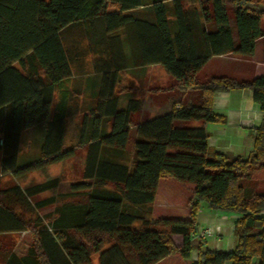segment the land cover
Listing matches in <instances>:
<instances>
[{
  "label": "trees",
  "instance_id": "16d2710c",
  "mask_svg": "<svg viewBox=\"0 0 264 264\" xmlns=\"http://www.w3.org/2000/svg\"><path fill=\"white\" fill-rule=\"evenodd\" d=\"M144 0H0V170L21 176L73 156L63 151L64 106L51 115L55 91L72 76V59L61 33L83 27L94 67L102 81L92 121L85 120L81 144H89L81 180L68 183L69 192H91L86 203L65 207L48 226L42 219H26L54 198L28 201L59 188L51 179L26 190L14 186L0 192V234L30 232L33 244L23 257L11 254L5 264H158L178 256L189 264H264V194L248 199L243 181H264V118L252 127L253 148L246 158L211 151L207 124H226L213 111L218 93L249 90L264 113V77L239 82L214 77L200 82L196 75L209 60L232 54L253 57L258 40L264 41V0H152L155 23L126 13ZM229 8L237 40L229 24ZM172 18V21H171ZM212 26V28H210ZM160 65L177 83L179 92H197L200 103L174 107L170 112L136 125L135 164L102 161L103 147L125 149L132 116L140 103L130 99L120 107L116 92L119 73L129 67ZM110 120V132L104 130ZM200 122L201 126H176ZM46 126L39 160L19 167L23 130ZM88 127V130H87ZM161 180L194 185L186 220L149 219L127 212L150 207ZM112 184L113 192L96 187ZM94 190V191H93ZM205 206L217 214H234L235 247L228 251L204 249L192 241L197 216ZM65 211V212H64ZM50 230V231H49ZM94 236L91 243L79 237ZM182 238L178 246L174 237ZM105 238L111 246L103 249Z\"/></svg>",
  "mask_w": 264,
  "mask_h": 264
},
{
  "label": "crops",
  "instance_id": "0c3cea01",
  "mask_svg": "<svg viewBox=\"0 0 264 264\" xmlns=\"http://www.w3.org/2000/svg\"><path fill=\"white\" fill-rule=\"evenodd\" d=\"M151 3L152 0H148L147 2L144 0L143 6L131 10L126 14L132 16L134 19L147 21L151 24H154L155 17L152 12ZM147 9L149 11H147ZM145 10L149 13L148 17H145ZM229 24L232 29L233 37L235 40H237V32L235 31L236 27L234 19H229ZM61 40L68 52V55L72 59V76L60 83L57 87L51 106V115L54 113V110L57 106H64L65 135L63 139L62 150H66L64 146L66 136V119H68V117L70 116L82 117L85 122L87 118L90 120L92 117L97 116L94 110L97 104V95L100 90L103 74L101 72H97L94 67V60L96 56L93 55L92 52H90L89 41L87 39V35L83 27L75 26L64 30L61 33ZM258 45L261 49L260 56L259 59L254 62L253 60L254 58H256ZM246 59H250V61H247ZM248 63L255 65H261L262 63H264V41H257L256 51L253 57H241L228 54L211 58L209 62L205 65V67L196 75V78L201 72H203V70L211 69L212 72L209 76H203L206 79L205 81L214 77H227L236 80V78L239 77L242 68L245 67V64ZM164 80L170 79L162 68V66L160 65H151L146 67H129L126 70L121 71L118 76L117 86L123 84V90L126 89V86L128 84L131 86H136L138 89V95L136 97L132 96V91H128V93L124 94L123 96L119 95L120 107L123 108L126 102L130 99L139 101V110L135 115H140L139 123H141L143 121L166 114L170 112L174 107L182 106L183 104H181L180 96H182L184 99L182 103H186V105L188 106L200 103V95L197 92H179L176 89V81H170L169 88H165L167 89V91L164 92L162 95V90H160V87L161 83ZM122 102H125V104L122 105ZM213 111L219 115L225 116L226 124L205 125V129L209 134L210 150L219 153H230L237 157H247L252 151L250 149L251 145L253 148L254 142V140L250 138V135L252 133L250 129L252 127L259 126L262 121V118H264V113L261 112L259 106L254 102L253 93L249 90H235L229 93H218L214 96ZM89 120H86L88 124H90ZM201 125L202 123L200 122H192V126ZM26 132H30L31 137L29 139V142L25 145V148L23 149V138ZM45 132L46 126L44 124L23 130L20 138V150L18 158L19 167L33 165L39 160L41 147L44 143ZM79 132L80 133L78 137H76V140L78 139L77 144L82 145V147H87L89 145L88 143L81 144L83 125L81 126ZM22 149L24 150V152L22 151ZM1 158L2 153H0V161ZM48 168L49 166L43 169L47 170ZM51 179L57 178H47L41 183H44ZM162 181L166 180H161L159 182L156 198L160 193ZM38 184H33L24 188L20 187V185L16 186H18L23 191ZM193 191L194 189L192 190V192ZM162 192L164 194L166 193V191ZM42 193H39L35 196H38ZM77 194H87V191L58 193L59 199H61L60 201H57L56 197H49V199L54 198L53 202L41 207L40 209L55 206V204L58 203V206L54 207L55 209L53 213L55 214V219H57L61 214V210H64L66 206L73 207L78 204H82L81 202H76L75 200H73L75 199ZM35 196L28 198V201L32 206L37 202L45 201L40 200L33 203L31 199ZM215 218H217V220H215ZM229 219L231 218L227 217L224 214L211 213L209 211H203L202 209L200 210L196 220L197 226L202 225L204 227L213 226L220 228V232L214 240L209 241L206 244L203 243L204 249L225 251L228 249L231 250L235 247L236 241L233 237V230L232 239H230L228 233L226 232V227L230 224ZM232 221V227H234L235 219H232ZM48 229H50V226H48ZM225 237L228 239H226ZM30 246V244L27 246L29 247L28 251L30 249ZM229 246L231 247L227 248ZM169 258L170 257L162 260L158 264H163L167 262ZM196 258L197 255L196 257H194V259L191 258L189 263L193 260H196Z\"/></svg>",
  "mask_w": 264,
  "mask_h": 264
},
{
  "label": "rangeland",
  "instance_id": "374dc122",
  "mask_svg": "<svg viewBox=\"0 0 264 264\" xmlns=\"http://www.w3.org/2000/svg\"><path fill=\"white\" fill-rule=\"evenodd\" d=\"M146 2L148 0H145ZM146 11V10H145ZM147 11H149L147 9ZM145 12V17H148L149 13ZM229 18L233 19L232 10L229 8ZM262 29H264V20H262L261 24ZM212 28V26H210ZM235 30V29H234ZM236 31V30H235ZM260 46L257 47V53L256 58H254V62L259 59L260 56ZM247 61H250V59H246ZM212 72L211 69H205L203 72H201L197 76V80L200 82H204L206 79L203 77L205 75H210ZM170 80H164L161 83L160 90H162L161 94L163 95L164 92L167 91L165 88H169L170 81H175L171 76L167 75ZM264 77V63L261 65H255V64H245V67L242 68L240 71L239 77L236 78L237 81H251L257 77ZM127 84V83H125ZM124 84V85H125ZM123 84H120V86H117L116 92L123 96L124 94H127L128 91H132V96L136 97L138 95V89L136 86L127 85L126 89H122ZM197 96V94H196ZM195 96V97H196ZM56 98V97H55ZM181 98V104L183 106H186V103L183 102V97ZM122 105L125 104V102L121 103ZM140 115L136 116L135 114L132 116V125L130 128V137H129V143L126 146L125 149H113V148H107L103 147L101 150V159L102 161L118 164L122 166L128 167L130 172H132V169L134 167L136 158H135V128L136 125L139 123ZM89 120L88 118L86 119ZM89 121H92L90 119ZM84 119L82 117H73L70 116L68 119H66V136L64 141V146L66 150H73L74 154L73 156L65 159L64 161L58 162L52 165H49V168L47 170L37 169L31 172H28L22 176L14 177L10 174H2L0 170V192L3 190H6L8 188H11L16 185H20V187L24 188L27 186H31L33 184H38L43 181H45L47 178H57L59 180L60 186L57 189L50 190L46 193H42L38 196H35L32 198V202L35 203L40 200H46L49 199V197H56L57 201H60L58 193L62 192H69L68 191V183L72 181L81 180L84 174L85 169V163H86V157L88 153L89 145H84L87 147H82V145L77 144L76 137L79 135V131L81 126H84ZM91 123V122H90ZM185 125H192V122L186 123ZM181 123H176V126H185ZM112 126V122L110 120H105L104 124V130L106 129V132H110ZM84 128V127H83ZM31 137L30 132H26L24 134L23 138V149L25 148V145L29 142V139ZM250 138L254 140L253 135L251 133ZM253 142V141H252ZM22 151L24 152V150ZM252 150V145L251 149ZM246 158V157H242ZM48 167V166H47ZM243 187L246 192V197L248 199H254L258 196H261L264 194V181L262 180H249V181H243ZM123 188L121 185L120 187H116L115 185L109 184L106 187H96L94 190L95 192L101 190L106 192H113L115 189ZM194 185L192 184H180L178 182H175L174 180H166L162 181L161 184V190L158 195V197L155 199V202L150 205V207H129L127 212L131 215L136 216H149V219L152 220H158V219H174V220H186L189 217L190 214V208L192 204V190L194 189ZM93 190V191H94ZM162 191H166L164 194ZM91 192H87V194H77L75 199L76 202H81L82 204L86 203L88 194ZM60 203V202H59ZM58 203L55 204V206L46 207L44 209H40L36 211V213H32L29 215H26V219H31V222H35L38 218L42 219V225L50 226V223L52 220H54L55 214L54 213V207H57ZM203 211H207L205 206L202 208ZM227 217L231 218L229 219L230 224L226 227V232L228 233V236L230 239H232V230H233V221L232 219H236L237 215L234 214H227ZM219 219V218H218ZM217 220V218H215ZM36 223V222H35ZM199 228L205 229L207 226L198 225ZM210 227V226H209ZM212 229H216V227H210ZM222 230V229H221ZM224 233V232H223ZM234 237V236H233ZM226 238V237H225ZM224 238V239H225ZM79 239L82 242L85 243H91V240L94 239V236H90L88 238L79 237ZM215 238L209 240L212 241ZM228 239V238H226ZM175 243L180 246L182 242V238L179 236L174 237ZM208 241V242H209ZM205 242L204 244H206ZM33 244V237L30 232L25 233H14L11 235H0V264H5L6 260L11 254H14L18 257H23L27 254L28 245ZM112 240L105 238V241L103 243V249L111 246ZM194 246H197V243H194ZM231 246L227 247L230 248ZM229 250V249H228ZM225 250V251H228ZM197 253L194 251L192 253V258L196 257ZM92 264H98V254H93L91 256ZM163 264H189V261L187 260H181L178 256H171L167 262Z\"/></svg>",
  "mask_w": 264,
  "mask_h": 264
},
{
  "label": "built area",
  "instance_id": "2783aa9c",
  "mask_svg": "<svg viewBox=\"0 0 264 264\" xmlns=\"http://www.w3.org/2000/svg\"><path fill=\"white\" fill-rule=\"evenodd\" d=\"M220 232V228L212 229L207 227L205 229L196 227L195 231L191 234L192 241H202L203 243L215 238Z\"/></svg>",
  "mask_w": 264,
  "mask_h": 264
}]
</instances>
